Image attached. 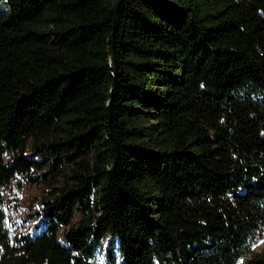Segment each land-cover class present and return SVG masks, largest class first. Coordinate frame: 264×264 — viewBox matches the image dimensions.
Segmentation results:
<instances>
[{"label":"trees","instance_id":"obj_1","mask_svg":"<svg viewBox=\"0 0 264 264\" xmlns=\"http://www.w3.org/2000/svg\"><path fill=\"white\" fill-rule=\"evenodd\" d=\"M264 0L0 2V264H264ZM110 260H115L109 248Z\"/></svg>","mask_w":264,"mask_h":264},{"label":"rangeland","instance_id":"obj_2","mask_svg":"<svg viewBox=\"0 0 264 264\" xmlns=\"http://www.w3.org/2000/svg\"><path fill=\"white\" fill-rule=\"evenodd\" d=\"M2 0H0L1 2ZM261 241H264V233L255 241V243L252 245L253 251H262L264 250V243H261ZM116 237L108 235L102 242V246L96 250L95 256L91 258L92 264H114L115 262H118L119 260V254H118V247L116 246ZM113 248L115 260H110V257L108 255L109 248Z\"/></svg>","mask_w":264,"mask_h":264},{"label":"water","instance_id":"obj_3","mask_svg":"<svg viewBox=\"0 0 264 264\" xmlns=\"http://www.w3.org/2000/svg\"><path fill=\"white\" fill-rule=\"evenodd\" d=\"M116 246H118V243L116 242Z\"/></svg>","mask_w":264,"mask_h":264},{"label":"snow or ice","instance_id":"obj_4","mask_svg":"<svg viewBox=\"0 0 264 264\" xmlns=\"http://www.w3.org/2000/svg\"><path fill=\"white\" fill-rule=\"evenodd\" d=\"M261 243H264V241H261Z\"/></svg>","mask_w":264,"mask_h":264}]
</instances>
